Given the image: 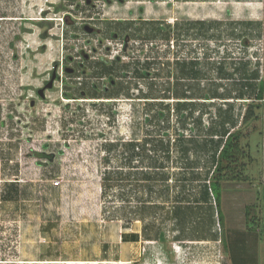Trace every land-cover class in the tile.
<instances>
[{
	"label": "rangeland",
	"instance_id": "rangeland-1",
	"mask_svg": "<svg viewBox=\"0 0 264 264\" xmlns=\"http://www.w3.org/2000/svg\"><path fill=\"white\" fill-rule=\"evenodd\" d=\"M4 1L0 264H264L257 132L220 221L205 195L209 131L264 88V0Z\"/></svg>",
	"mask_w": 264,
	"mask_h": 264
},
{
	"label": "trees",
	"instance_id": "trees-1",
	"mask_svg": "<svg viewBox=\"0 0 264 264\" xmlns=\"http://www.w3.org/2000/svg\"><path fill=\"white\" fill-rule=\"evenodd\" d=\"M259 99L262 98V91L259 94ZM258 104H250L245 110L242 123H246L255 117V109H258ZM244 135L241 130H234L226 136V139L219 150L217 155V163L214 167L212 175H214L212 181L209 182L208 189L205 193L208 196V192L212 193L214 196L215 206L217 209L218 221H220L219 212V199H220V188L223 182L229 181H251L248 175H245L246 169L251 163V158L249 157L248 144L243 145L241 140ZM205 196V197H206ZM249 211L246 208L245 221L248 224L249 221Z\"/></svg>",
	"mask_w": 264,
	"mask_h": 264
},
{
	"label": "crops",
	"instance_id": "crops-1",
	"mask_svg": "<svg viewBox=\"0 0 264 264\" xmlns=\"http://www.w3.org/2000/svg\"><path fill=\"white\" fill-rule=\"evenodd\" d=\"M4 4H5V1L4 0H0V11L3 12V13L0 14V21L2 22L3 19H15L16 16L10 17V16H6L4 14V12H6V9L3 8ZM194 26H195V24H194ZM177 29H178V31H180V27L179 26H178ZM209 30L211 31L212 29L210 28ZM201 31H203V30H201ZM2 46H3V44H2ZM182 72L184 73V75L188 72V70L186 69L185 66H184ZM258 76H259L258 73L255 72V73H253L252 77L249 78L247 81L248 82H251L254 79L258 80ZM178 79L179 80H184L185 78H182L181 79L179 77ZM259 84H260L259 85V88L256 91L257 93L254 94V96H255L254 101L258 102L259 108L255 110V117H253L251 119L252 120V124L251 125H253V124H257V125H255L254 127H252V129L250 130V133L247 134V135H244L243 139H244V141L246 140L248 142L247 144H248V148H249V153L250 154H254L255 155L254 150H256V152H258L260 154V156H261V157L258 156V160H257L256 156H255V158H252V159H253L254 162L256 161L255 164L257 165V168H258L257 179L260 180V183H259L260 185L259 184H256L255 185V189H257L260 192V196L262 194L264 196V88L261 87V81L259 82ZM261 91H262V98L259 99V97H260L259 94L261 93ZM242 98L243 97H241V99ZM208 99H210V98H203V100H208ZM217 99H220V98H217ZM222 99L227 100L226 98H222ZM250 104H252V103H250ZM257 112H258V114H257ZM243 116H242V119H243ZM242 121H240V124H239L240 127H239L238 126V121H234V120H232V117L227 116L223 121H221L220 124L223 127L226 126V125H230L231 124V127L229 128L230 130L224 128L223 131L218 132V133H216V132L215 133H212L213 131L210 130L209 131V133H210V140H217V138H219V140H223V141H219V143H224V141H225L226 136L228 135V133H230V132H232L234 130H242V132H243V130H244L243 127L248 122H246V123L243 124ZM255 132L258 133V137H259V140L258 141L259 142L256 145V149L253 150V144L250 141V139H252L251 136ZM243 133L246 134L245 132H243ZM211 142H213V141H211ZM214 142H216V141H214ZM260 158H261V161H260ZM254 162H253V164H254Z\"/></svg>",
	"mask_w": 264,
	"mask_h": 264
},
{
	"label": "water",
	"instance_id": "water-1",
	"mask_svg": "<svg viewBox=\"0 0 264 264\" xmlns=\"http://www.w3.org/2000/svg\"><path fill=\"white\" fill-rule=\"evenodd\" d=\"M90 31V30H89ZM52 83H53V78L45 85V87L43 89L40 90V93H42V91L45 88H51L52 87Z\"/></svg>",
	"mask_w": 264,
	"mask_h": 264
}]
</instances>
